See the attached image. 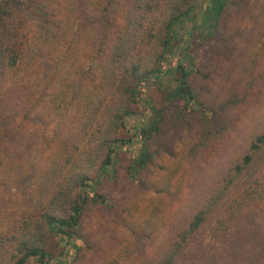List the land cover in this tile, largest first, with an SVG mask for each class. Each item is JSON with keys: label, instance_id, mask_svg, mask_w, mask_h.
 I'll list each match as a JSON object with an SVG mask.
<instances>
[{"label": "trees", "instance_id": "16d2710c", "mask_svg": "<svg viewBox=\"0 0 264 264\" xmlns=\"http://www.w3.org/2000/svg\"><path fill=\"white\" fill-rule=\"evenodd\" d=\"M0 220V264H264V0H2Z\"/></svg>", "mask_w": 264, "mask_h": 264}, {"label": "rangeland", "instance_id": "374dc122", "mask_svg": "<svg viewBox=\"0 0 264 264\" xmlns=\"http://www.w3.org/2000/svg\"><path fill=\"white\" fill-rule=\"evenodd\" d=\"M2 0H0L1 2ZM206 44L203 43H198L194 50L195 52V57L196 60L197 58L200 56L202 50L205 48ZM147 96L149 97V99L151 100V103L153 105L154 108L156 109H160L166 100V96L163 92L159 91L158 88L155 85H150L149 88L147 89ZM41 109H38L37 111L31 113L25 120L22 118V116H19L17 120H13L14 125L15 124H19L24 130H28V131H32L35 132L39 135V148L41 151H44L48 145L50 143L53 142V140H55L56 136H57V130H58V125L60 122V119L55 118V119H50V120H46L44 118V115L40 112ZM137 115H141L142 110L140 108H136L135 110ZM135 131H132V134L126 130H124L121 133L122 138H124L125 140L129 138V136H133L135 142H138L139 140V136L134 137ZM138 144V143H137ZM133 150H135V148H133ZM132 151V150H131ZM130 151V152H131ZM130 152H124V153H119V158L122 160H129L132 153ZM33 178L29 179L26 184H21L20 186H15L16 189H3V194L4 197H11L15 194H17L18 192H21L22 190L27 189L30 185H31V180ZM94 192V190L92 191ZM92 192H89V194H91ZM1 221V220H0ZM59 242V246L56 249H53V257L54 259L49 261L48 264H65L67 259H69V257L72 255V249H70L69 245L65 242L62 241H58ZM61 247L66 248L68 255L66 257H64L63 255H61L59 252L61 250ZM66 253V252H65ZM29 262L31 264H37L35 262L34 259H30Z\"/></svg>", "mask_w": 264, "mask_h": 264}]
</instances>
